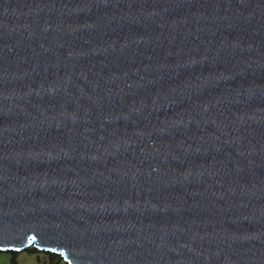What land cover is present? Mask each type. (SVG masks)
Masks as SVG:
<instances>
[{"label":"water","instance_id":"obj_1","mask_svg":"<svg viewBox=\"0 0 264 264\" xmlns=\"http://www.w3.org/2000/svg\"><path fill=\"white\" fill-rule=\"evenodd\" d=\"M29 247L264 264V0H0V252Z\"/></svg>","mask_w":264,"mask_h":264},{"label":"rangeland","instance_id":"obj_2","mask_svg":"<svg viewBox=\"0 0 264 264\" xmlns=\"http://www.w3.org/2000/svg\"><path fill=\"white\" fill-rule=\"evenodd\" d=\"M48 264L49 255L46 252L38 251L33 247L22 252H0V264Z\"/></svg>","mask_w":264,"mask_h":264},{"label":"trees","instance_id":"obj_3","mask_svg":"<svg viewBox=\"0 0 264 264\" xmlns=\"http://www.w3.org/2000/svg\"><path fill=\"white\" fill-rule=\"evenodd\" d=\"M38 252V250H36ZM47 253V252H46ZM49 255V262L48 264H67L61 257L53 253H47ZM12 264H16L14 260Z\"/></svg>","mask_w":264,"mask_h":264},{"label":"snow or ice","instance_id":"obj_4","mask_svg":"<svg viewBox=\"0 0 264 264\" xmlns=\"http://www.w3.org/2000/svg\"><path fill=\"white\" fill-rule=\"evenodd\" d=\"M0 250H3V249H0ZM17 251H19V249H16Z\"/></svg>","mask_w":264,"mask_h":264}]
</instances>
